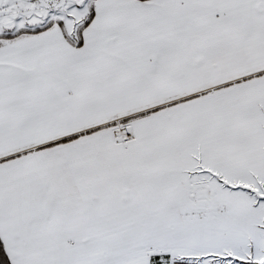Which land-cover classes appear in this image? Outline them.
<instances>
[{
    "label": "snow or ice",
    "instance_id": "6c2138e0",
    "mask_svg": "<svg viewBox=\"0 0 264 264\" xmlns=\"http://www.w3.org/2000/svg\"><path fill=\"white\" fill-rule=\"evenodd\" d=\"M0 264H264V0H0Z\"/></svg>",
    "mask_w": 264,
    "mask_h": 264
}]
</instances>
